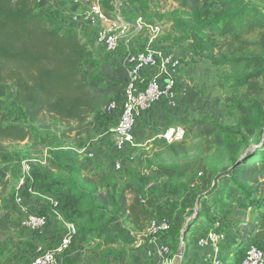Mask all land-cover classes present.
<instances>
[{"label": "trees", "instance_id": "16d2710c", "mask_svg": "<svg viewBox=\"0 0 264 264\" xmlns=\"http://www.w3.org/2000/svg\"><path fill=\"white\" fill-rule=\"evenodd\" d=\"M38 1L0 0V143L30 140L31 126L40 125L47 118L62 124H76L82 133L89 132L96 117L118 121V115L108 107L122 99L128 81L127 70L109 61L108 53L96 45L95 39L80 35L59 19L38 10ZM177 1L180 8L198 15L211 10L213 5L220 7L221 11L214 13L216 23L200 18L197 21L201 30L222 40L220 54L196 52L192 55L218 68L245 66L241 85L247 91L239 100H234V94L227 105L239 115L238 123L226 126L199 119L184 124L190 134L201 133L208 143V151L191 159L184 141L168 145L167 150L175 159H184L160 164L149 174L132 173L122 187L108 182L105 190H100L96 179L83 176L75 161L66 168L70 176L64 181L55 179L46 170L33 168L34 185L39 183L34 191L60 200L63 217L77 226L78 237L84 242L99 240L110 247L133 246L146 240L144 233L148 224L162 212L155 196L145 199V191L155 180L178 183L193 173L205 177L209 187L200 197L198 218L191 220L189 229L200 219L214 227L216 216L204 201L209 197L234 198L249 185L252 194L264 204V99L256 100L264 88V10L247 0ZM251 48L257 54L249 55ZM88 57L94 62V73L85 68ZM232 87L236 93L234 82ZM8 97L28 126L8 124L2 101ZM172 125L178 123L169 126ZM212 148L232 158L229 167L210 170L208 156L203 154ZM169 192L179 196L177 187ZM25 197L35 198L27 193ZM261 214L264 220V213ZM20 220L17 207L10 200L0 198V264H10L14 250L9 239L14 229L22 227ZM125 221L133 230L124 225ZM234 236L237 249L244 248L241 257L252 244L264 248V223L239 225ZM171 244L168 243L170 251ZM186 248L187 243L183 259Z\"/></svg>", "mask_w": 264, "mask_h": 264}, {"label": "rangeland", "instance_id": "374dc122", "mask_svg": "<svg viewBox=\"0 0 264 264\" xmlns=\"http://www.w3.org/2000/svg\"><path fill=\"white\" fill-rule=\"evenodd\" d=\"M99 1L102 13L109 19L115 20L116 15L124 17L128 22H134L142 17L149 23H155L162 26L163 34L158 38L155 47L162 49H187L189 52L200 53L202 55H219L222 40L208 31L201 30L197 21L200 18L203 21L216 23L215 12H220L218 5H213L211 10L195 12L180 8L177 0H39L38 10H43L48 16L57 18L64 26L73 28L82 36L95 38L97 28L84 24L76 27L73 19L76 16H83L89 12L92 4ZM253 5L264 10V0H247ZM220 26V23H217ZM138 35H130L136 39ZM144 41V37H141ZM131 41V40H130ZM222 51H225L223 49ZM249 55L257 54L256 50L251 48ZM264 56V54H263ZM85 68L90 73H94V62L88 57L85 62ZM222 73L226 75L236 85L234 100L242 99L247 91L245 86L241 85L245 76V66L222 67ZM255 99V98H254ZM264 99V88L256 100ZM253 100L251 98L246 104ZM3 101V112L7 115L8 124H19L26 126L19 110L12 105L11 97ZM93 125L89 132L82 133L77 129L76 124H62L49 118L40 125L31 126L33 136L25 142L0 143V198L10 200L14 204V197L17 192L18 181L22 176V164L28 162L32 164L37 171L46 170L55 179L68 180L69 173L66 170L71 162H76L81 169L83 176L95 178L100 190H105L106 183H117L122 187L132 173L149 174L156 166L165 163H172L176 160L173 154L167 150V144L153 140L144 142L137 148H129L123 154H119L113 148L112 133L117 125L115 119H93ZM28 126V125H27ZM189 131V127L183 125ZM189 148L188 158H195L198 155L208 151V143L201 133L195 132L188 135L184 140ZM249 145L251 142H248ZM94 154L93 159H89L81 151L86 147ZM208 156L210 170L227 168L232 162V158L212 148ZM123 158L124 169L116 171L114 164L117 160ZM37 183V182H36ZM167 184V186L165 185ZM39 186V183L33 184ZM177 187L179 196H174L169 190ZM209 184H205V177L200 173H193L178 183H164V180H155L145 191V199L149 196H155L162 212L154 218L168 221L172 229L168 234H164L162 239L168 237L171 251L164 257V264L177 263V251L181 245V239L184 237L183 254L185 252V243L192 241L205 259L204 263L195 260L194 264H212L214 258V249L211 245L201 247L199 242L205 238L199 234L201 229L217 232L222 236L219 244L220 253L217 260L221 264H239V258L243 252L237 249V239L234 232L239 225L244 223H257L262 225L261 219L264 213V204L260 203L258 197H255L249 185H245L239 194L234 198H228L225 195L213 196L204 199L211 212L216 216L212 223L216 225L211 227L200 219L193 229H189L191 220L198 218L200 208V197L204 194ZM211 189V188H210ZM203 200H201L202 202ZM64 215V214H63ZM124 225L133 230L132 225L125 221ZM149 225V224H148ZM148 227V226H147ZM208 231V232H209ZM65 229L55 224L51 230L44 232H29L18 227L14 229L10 236V243L14 250V255L10 257V264H29L36 254L38 246L43 245L46 248L55 247L60 242ZM46 234L48 238L44 236ZM190 245H187V252ZM132 246L114 245L105 246L102 241H82L77 237L70 249L62 257V264H133V252H136ZM139 264H156L155 259H148L144 254L136 256ZM190 262L187 255L182 258L180 264Z\"/></svg>", "mask_w": 264, "mask_h": 264}, {"label": "built area", "instance_id": "2783aa9c", "mask_svg": "<svg viewBox=\"0 0 264 264\" xmlns=\"http://www.w3.org/2000/svg\"><path fill=\"white\" fill-rule=\"evenodd\" d=\"M74 23L81 26L85 23L96 27V45L105 52L113 54L122 52L121 66L128 72L123 97L120 101L110 103L108 110L118 115V121L112 133L113 148L119 154L125 153L129 148H137L140 144L136 141L134 129L139 119L144 116L153 105L165 100L170 107L176 106L177 78L182 69V59L172 50L155 47L158 38L163 34L162 26L149 23L139 17L134 22H128L124 17L116 15L115 20H109L103 13L99 1L92 4L89 12L83 16H76ZM136 33L144 37L143 45L136 48L131 43L130 35ZM188 135L185 126L178 124L162 129L156 137L167 145L183 142ZM89 159L94 154L86 146L82 151ZM123 158L114 164L116 171L123 169ZM22 176L18 181L14 204L21 215V226L29 232L44 230L50 219L57 221L65 233L60 242L53 249L43 245L38 246L34 258L29 264H62L61 256L65 254L78 237V228L75 224L65 220L61 213L60 200L51 195L38 194L34 191L33 166L28 162L22 164ZM25 193L32 194L40 203L46 214L32 212L25 205ZM216 225H214L215 227ZM172 225L165 220L152 219L144 233L146 240L135 243L137 248L142 247L147 241L152 247L155 243L163 241L162 237L171 231ZM222 236L217 232L209 231L208 235L201 239L199 245L206 247L211 245L214 249L212 264H221L217 260L220 253L219 244ZM170 249L163 243L159 256L164 258ZM152 257V250L148 251ZM239 264H264V248L258 245H250L244 251Z\"/></svg>", "mask_w": 264, "mask_h": 264}, {"label": "crops", "instance_id": "0c3cea01", "mask_svg": "<svg viewBox=\"0 0 264 264\" xmlns=\"http://www.w3.org/2000/svg\"><path fill=\"white\" fill-rule=\"evenodd\" d=\"M75 25L76 27L81 26L80 24ZM141 37L131 38L134 47L139 48L143 45ZM173 52L182 59L183 63L175 89L176 106L170 107L163 100L153 105L149 112L139 119L134 129V135L140 145L155 140L157 134L171 124L184 125L199 119H206L226 126H234L238 123L239 115L233 108L227 107L228 99L235 94L232 80L222 73L221 68L214 66L210 61L194 57L187 49H174ZM106 56L114 64L118 66L121 64L122 52L108 53ZM24 203L32 212L43 209L35 198L25 197ZM55 224L57 222L50 219L44 232L51 230ZM208 231L206 228L201 229L199 234L206 237ZM44 236L48 238L46 234ZM144 242L145 244L140 248H137L136 245L132 246L137 249L136 252H133V264H139L138 260L135 259V254L136 256L144 254L148 259H155L156 264H164V258H161L158 253L163 243L168 244V238L155 243L152 247L147 241ZM187 245H190L187 252L190 260L188 264H194L195 260L204 263L205 259H200L204 257L203 253L192 245V241L187 240ZM53 248L48 247V249ZM149 250L153 252L152 257L148 256ZM63 256L64 254L61 256V261ZM206 263L209 264V260Z\"/></svg>", "mask_w": 264, "mask_h": 264}, {"label": "water", "instance_id": "95a60500", "mask_svg": "<svg viewBox=\"0 0 264 264\" xmlns=\"http://www.w3.org/2000/svg\"><path fill=\"white\" fill-rule=\"evenodd\" d=\"M181 241H182L181 245H180V247H179V249L177 251V255H176V257H177V263L176 264H180V261H181V259L183 257V244H184V241H185L184 237H182Z\"/></svg>", "mask_w": 264, "mask_h": 264}]
</instances>
